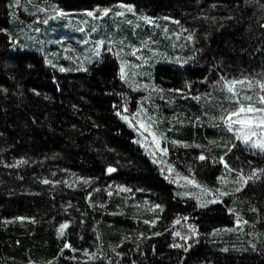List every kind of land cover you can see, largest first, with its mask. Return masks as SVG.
<instances>
[{"label":"trees","instance_id":"1","mask_svg":"<svg viewBox=\"0 0 264 264\" xmlns=\"http://www.w3.org/2000/svg\"><path fill=\"white\" fill-rule=\"evenodd\" d=\"M262 86L264 0H0V264H264Z\"/></svg>","mask_w":264,"mask_h":264},{"label":"snow or ice","instance_id":"2","mask_svg":"<svg viewBox=\"0 0 264 264\" xmlns=\"http://www.w3.org/2000/svg\"><path fill=\"white\" fill-rule=\"evenodd\" d=\"M262 87H264V86H262ZM229 90H231V89H229ZM245 111H246V110H245L243 107H241V108L239 109V111L233 113L232 116H237V117H239L240 113H243V112H245ZM247 111H248V112H252L253 109H252V108H248ZM232 116H229V118H228L229 121L232 120ZM248 122H249V121L240 120V119H236L235 121H232V123H238V124H243V123H248ZM247 142H248L247 139H245V143H247ZM253 147L264 148V145H261V144H254ZM200 159H204V157L202 156V157H200ZM110 171H111V170H110ZM44 182H45V183H48V181H44ZM63 227H67V225H64Z\"/></svg>","mask_w":264,"mask_h":264},{"label":"rangeland","instance_id":"3","mask_svg":"<svg viewBox=\"0 0 264 264\" xmlns=\"http://www.w3.org/2000/svg\"><path fill=\"white\" fill-rule=\"evenodd\" d=\"M246 121H249L248 123L250 125L256 124V128H259V133L264 134V115H261V117H258L256 120L254 118L250 119V117H248V120Z\"/></svg>","mask_w":264,"mask_h":264}]
</instances>
